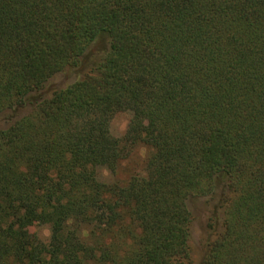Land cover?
<instances>
[{
	"label": "trees",
	"instance_id": "16d2710c",
	"mask_svg": "<svg viewBox=\"0 0 264 264\" xmlns=\"http://www.w3.org/2000/svg\"><path fill=\"white\" fill-rule=\"evenodd\" d=\"M2 120L0 264H195L192 197L199 264H264V0H0ZM139 144L144 176L100 180Z\"/></svg>",
	"mask_w": 264,
	"mask_h": 264
},
{
	"label": "rangeland",
	"instance_id": "374dc122",
	"mask_svg": "<svg viewBox=\"0 0 264 264\" xmlns=\"http://www.w3.org/2000/svg\"><path fill=\"white\" fill-rule=\"evenodd\" d=\"M101 48V44L94 43L89 50L86 52L85 58L83 59V65L87 60V56L95 52L98 48ZM79 69H74L66 73L57 74L48 83V90H55L60 88H66L67 86L74 83L81 75V70L84 66ZM31 112L25 110L20 115H27ZM131 112L118 113L111 122V134L120 140H123L129 123L131 121ZM9 124L2 120L0 122V129L7 128ZM149 147L139 144L136 145L130 152L126 159H123L118 164L115 171H111L106 168L99 170V178L102 182L112 185L120 184L126 185L131 178L135 176H144L146 173L147 158L149 156ZM189 209L193 215L192 234H191V256L195 264H199L204 252V241L207 230V222L210 215L211 204L207 197H192L189 200ZM29 230L32 233H36L40 238L48 243L50 239V227L47 225H36L30 224Z\"/></svg>",
	"mask_w": 264,
	"mask_h": 264
}]
</instances>
